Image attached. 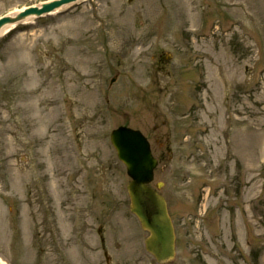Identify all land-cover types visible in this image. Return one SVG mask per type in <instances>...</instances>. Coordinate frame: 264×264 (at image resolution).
<instances>
[{
    "label": "rangeland",
    "instance_id": "1",
    "mask_svg": "<svg viewBox=\"0 0 264 264\" xmlns=\"http://www.w3.org/2000/svg\"><path fill=\"white\" fill-rule=\"evenodd\" d=\"M122 125L159 159L165 264H264V0H83L2 32L0 264H161Z\"/></svg>",
    "mask_w": 264,
    "mask_h": 264
},
{
    "label": "water",
    "instance_id": "2",
    "mask_svg": "<svg viewBox=\"0 0 264 264\" xmlns=\"http://www.w3.org/2000/svg\"><path fill=\"white\" fill-rule=\"evenodd\" d=\"M79 1L81 0H53L4 16L0 18V32L5 27L29 18L41 17ZM111 141L132 178L128 185L131 211L137 215L142 227L150 232V237L146 240V249L158 262H169L176 255V235L166 200L148 186L153 180L154 169L157 166L150 145L141 132L127 127L114 130ZM157 187L160 188V185Z\"/></svg>",
    "mask_w": 264,
    "mask_h": 264
},
{
    "label": "bare ground",
    "instance_id": "3",
    "mask_svg": "<svg viewBox=\"0 0 264 264\" xmlns=\"http://www.w3.org/2000/svg\"><path fill=\"white\" fill-rule=\"evenodd\" d=\"M30 19H32V18H29V19H27L26 21H28V20H30ZM8 28H10L9 26L8 27H5L4 29H3V32L5 31V30H7Z\"/></svg>",
    "mask_w": 264,
    "mask_h": 264
}]
</instances>
